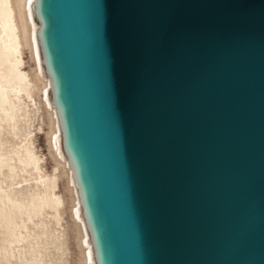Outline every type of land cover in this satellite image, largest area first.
<instances>
[{"label": "water", "instance_id": "1", "mask_svg": "<svg viewBox=\"0 0 264 264\" xmlns=\"http://www.w3.org/2000/svg\"><path fill=\"white\" fill-rule=\"evenodd\" d=\"M94 264H264V0H33Z\"/></svg>", "mask_w": 264, "mask_h": 264}, {"label": "bare ground", "instance_id": "2", "mask_svg": "<svg viewBox=\"0 0 264 264\" xmlns=\"http://www.w3.org/2000/svg\"><path fill=\"white\" fill-rule=\"evenodd\" d=\"M32 1L18 0L17 3L16 0H0V122L8 124L14 129V133L22 138V145L13 150L9 156L1 153L0 170L5 167L10 168L14 172V176H16L17 173L12 167V163L17 162L29 176L24 180L28 182L25 185L16 186V183H11V187L8 190L0 189V203L9 205V210L4 212L0 210V222H7L6 225L12 231L20 228V225L15 228L12 223L24 214V208L27 206L14 198L22 195L24 198H28L27 207L32 210L41 209L45 206L54 209L56 227L60 231L63 225L59 210L63 206L64 200L56 191V179L50 177L43 170L41 158L34 147L35 138L32 130L30 106L35 105V108H38V103L32 94L31 77L21 68L24 47L27 46L35 62V70L38 77L40 73L44 74L36 35L38 22L34 18ZM44 77L43 80L40 77L39 79L42 84L41 96L43 104L46 107L48 116H50L49 120H51V145L55 146V142L58 139L59 152L61 157L64 158V165L59 160L58 162L63 166L72 183L73 210L76 218L79 219L77 223L80 225L81 239L85 243L84 264H94L92 247L81 214L77 191L73 185V177L63 154L55 108L50 100V81L47 76L44 75ZM19 106L22 107L19 108ZM20 117H23L24 120L28 118L30 122L28 123L29 126L24 130L19 129L18 122ZM18 129L21 131L20 135L17 132ZM24 193H29V197H26ZM62 236H64L62 233L57 236L59 241L58 248L64 251Z\"/></svg>", "mask_w": 264, "mask_h": 264}, {"label": "rangeland", "instance_id": "3", "mask_svg": "<svg viewBox=\"0 0 264 264\" xmlns=\"http://www.w3.org/2000/svg\"><path fill=\"white\" fill-rule=\"evenodd\" d=\"M16 2L18 3V0ZM21 68L31 77L32 94L38 103V108H35V105L30 106L32 130L35 138L34 147L41 158L43 170L50 177L56 179V191L64 200V204L59 210L63 226L61 232L57 230L56 213L51 207L45 206L41 209L32 210L27 207L28 198H24L22 195L14 197L15 200L27 206L24 208V214L12 223L15 228L20 225L18 230H9L6 225L7 222H0V264H84L85 243L81 239V229L77 223L79 219L76 218L73 210L72 183L62 166L64 165V158L59 152L58 139L55 146L51 145V120H49L50 116H48L43 104L42 84L39 79L40 77L43 80L45 77L42 73L38 77L35 62L27 46L24 47ZM21 107L19 106V108ZM26 121L28 118L26 120L23 117L19 118L20 130L29 126L28 123L30 122ZM19 129L17 132L20 135ZM14 132V129L8 124L0 122V156L1 153L9 156L13 150L22 145V138ZM58 160L62 165L59 164ZM12 167L17 173L16 176L10 168L5 167L0 170L1 190H8L11 183H16V186L28 183L24 180L29 176L23 171L19 163L13 162ZM24 195L29 197V193H24ZM0 210L3 212L9 210V205L0 203ZM59 233L64 234L62 236L64 251L58 248L57 236Z\"/></svg>", "mask_w": 264, "mask_h": 264}]
</instances>
